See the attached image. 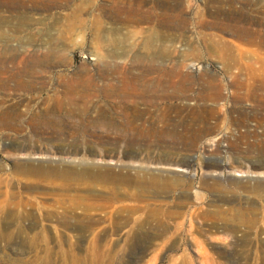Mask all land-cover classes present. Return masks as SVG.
Returning a JSON list of instances; mask_svg holds the SVG:
<instances>
[{"label":"rangeland","instance_id":"obj_1","mask_svg":"<svg viewBox=\"0 0 264 264\" xmlns=\"http://www.w3.org/2000/svg\"><path fill=\"white\" fill-rule=\"evenodd\" d=\"M169 1L178 5L182 29L171 30L164 40L118 28L110 10L127 5L126 0H0V112L20 113L26 125L25 132L15 127L19 130L0 134V163L6 171H11L12 160L6 152L29 159L31 148L15 150L25 134L37 137L26 118L49 111L51 96L61 93L64 83L103 87L137 82L141 104L136 113L146 107L141 100L156 98L149 110L157 117L160 67L166 65V142H151L148 156L143 138L133 147L134 154L125 156L122 139L120 152L107 160L117 169H145L186 181L159 191L109 187L108 199L92 201L102 207L97 213L50 212L55 200L36 197L38 205L47 207L25 205L15 210L31 211L25 213L26 222L0 223V264H264V82L249 89L235 85L233 60L239 54L231 45L250 46L210 25L238 16L264 31V0ZM259 57L264 60V49L249 55ZM150 67L155 70L149 74ZM147 78L153 81V91L145 85ZM108 92L102 88L89 103L119 101ZM56 115L68 117L61 109ZM108 133L123 138L120 131ZM51 135L47 131L39 136ZM76 137L63 133V139L39 141L43 153L31 159L102 163L85 150L73 151ZM167 151L175 165L157 158ZM34 188L35 193L48 192ZM19 191L22 198L33 190ZM5 200L18 199L1 192L0 202Z\"/></svg>","mask_w":264,"mask_h":264},{"label":"bare ground","instance_id":"obj_2","mask_svg":"<svg viewBox=\"0 0 264 264\" xmlns=\"http://www.w3.org/2000/svg\"><path fill=\"white\" fill-rule=\"evenodd\" d=\"M152 1L126 0L127 5L114 6L110 10L109 17L115 21L120 29L133 30L134 33H149V36H161L167 40L171 30L182 29L178 22L181 20L178 5L175 4L174 6L169 0ZM217 1L219 0H209L212 3ZM241 18L238 16L219 18L210 25L219 30L231 32L239 41L250 46L244 48L241 44L231 45L239 54L233 60L234 68L237 69L234 77L232 76L235 85L240 89L245 87L249 89L254 87L253 84H259L258 87H262L264 60L261 57L251 59L249 55L264 49V31L259 27H252L250 19L243 18L242 20ZM256 21H258L256 22L257 25L262 23L260 20ZM153 40L154 38H151L150 41L153 42ZM154 70V67H150L147 69V73L150 74ZM160 74L161 79L158 84L162 91L159 103L161 114L157 117L149 110L150 106H155L156 98L141 100L146 107L141 113H136L141 102L138 98V83L134 81H125L117 85L114 83L106 84L103 87L93 82H67L62 85L63 91L61 93L56 92L51 96L52 103L50 105L52 106L49 111L29 115L25 123L31 126L32 132L37 137L25 134V140L15 148L18 151L31 148L27 154L29 159L15 158L13 154L6 152L12 158L11 171H6L7 169L0 163V171H3V175L0 176V193L3 192L8 198L15 197L18 199L13 202L9 200L0 202V223L20 224L26 222L28 219H23L28 211L24 210L23 214H19L15 210L23 208L25 205L31 209L47 207L44 204L38 205L39 203L35 201L36 197L55 200V203L48 207L51 208L50 212L61 210L64 215H67L80 209L85 213H97L102 207L92 205V201L108 199L110 197L107 192L109 187L126 185L139 187L143 190L153 188L159 191L170 187V183L175 182V186H177L180 182H186L178 175L151 173L145 169L135 170L134 173L124 169V167L117 169L107 160L108 157H111L113 161L112 157L120 152L118 147L122 139L125 140V143L121 152L125 156L133 155V147L139 144L143 138L146 139L144 142H146L145 148L147 147L148 156H150L149 148L154 146L151 142H166L170 135V130H168V102L166 100L169 82L166 79L168 75L166 65L160 67ZM145 85L148 91H153L151 89L154 88V84L151 79L147 78ZM102 88L109 89L110 98L115 95L119 101H112L114 104L103 106L89 103L91 97H94L96 92ZM249 93L253 95L251 90ZM140 96L143 97V95ZM150 96L153 97L154 94ZM212 97H216V95ZM243 98L246 99V97ZM59 109L66 112L68 116L66 119L56 115V111ZM15 115L8 116L7 112H0V134L14 129L24 131L26 125L20 121V113H15ZM67 120L72 122L70 127L65 124L68 122ZM91 128H95V130ZM114 130L123 133V138L111 137L108 132ZM47 131H51L52 135L46 138L39 136ZM63 133H68L69 136L77 134L76 142L71 145L73 151L80 153L81 150H85L89 155L99 157L102 163H99V160L95 162L94 160L85 161L83 159H79L78 162L53 161L51 157L50 159H31L33 156L39 155L40 152L43 153V148L41 149L38 145L39 141L45 140V143H48L54 141L55 138L63 139ZM89 135L96 137L95 141ZM151 137L155 139H147ZM205 148H209V144H206ZM6 149L7 147L3 146L2 150L5 151ZM170 153L168 151L163 152L157 158L167 165H175ZM175 161L178 163L180 160ZM15 187L18 190H15ZM34 187L46 188L48 192L35 193ZM25 188L33 191L25 193L22 198H18V195H23L19 190ZM28 214H31V211ZM63 217L66 218V216ZM101 220V218L96 219L97 222ZM117 220L118 218H113L112 222H117ZM56 222L59 223V221Z\"/></svg>","mask_w":264,"mask_h":264}]
</instances>
